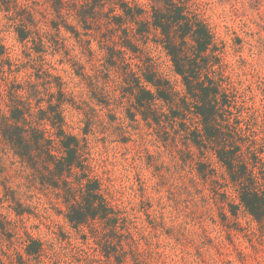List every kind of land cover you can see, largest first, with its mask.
<instances>
[{
	"label": "trees",
	"instance_id": "trees-1",
	"mask_svg": "<svg viewBox=\"0 0 264 264\" xmlns=\"http://www.w3.org/2000/svg\"><path fill=\"white\" fill-rule=\"evenodd\" d=\"M208 6L201 0H149V9L136 0H0L6 104L0 108V264L3 256L11 263L17 257V264L58 256L55 243L33 237L23 222L35 215L21 199L33 189L50 193L56 213L100 250L97 259L76 248L91 264H151L150 231L138 214L154 229L159 223L147 209L146 182L136 177L138 189L132 182L139 205L115 204L122 192L110 177L105 183L92 153L90 138L106 124L104 109L118 142H130L118 125L125 108L131 127L143 123L181 171L211 183L223 220L247 213L256 227L235 228L252 248L264 247V37L252 26L264 31V25L244 20L248 37L235 31L229 46L205 17ZM249 7L258 10L259 2L249 0ZM11 31L14 44L6 40ZM152 46L166 55L177 80L161 70ZM65 66L79 79L73 88L59 69ZM253 84L262 91L259 102ZM69 110L83 116L80 133ZM215 164L224 183L216 180Z\"/></svg>",
	"mask_w": 264,
	"mask_h": 264
},
{
	"label": "rangeland",
	"instance_id": "rangeland-1",
	"mask_svg": "<svg viewBox=\"0 0 264 264\" xmlns=\"http://www.w3.org/2000/svg\"><path fill=\"white\" fill-rule=\"evenodd\" d=\"M136 1L149 9V0ZM201 1L209 3L205 17L229 46L233 43L235 31L244 38L248 37L242 30L244 20L254 19L264 25V0H257L259 7L255 11L250 9L249 0ZM252 26L257 31L261 30L264 37V31L259 29L257 24ZM14 37L13 31L8 32L7 42L14 44ZM152 49L153 55L161 64V70L173 80H177L166 55L154 46ZM227 50L228 60L234 61L235 52L230 47ZM245 54L248 55L247 50ZM59 69L67 71H61V74L69 83V88H73L79 82L69 66ZM248 79L256 82L250 75ZM253 89L258 94L256 101L259 102L262 91L256 84H253ZM0 108L6 110L5 101L1 97ZM109 115L106 109L100 111V116L106 124L97 127L96 135L90 138L92 153L103 166L99 173L104 177L105 183H108L107 178L110 177L113 184L122 192L112 200L115 204L123 207L130 206V203L139 205L141 194L135 198V192L131 189L132 182L137 189L139 185L136 177L139 176L146 182L145 195L152 206L151 208L147 206V209L159 223L157 229H154L147 222L144 213L138 214L139 222L145 220L150 231L146 234L151 238L150 248L153 251L149 256L151 264H264V247L257 245L258 249L252 248L244 233L235 228L256 227V223L247 213L241 211L238 220L228 213L230 221L223 220L220 202L216 201L210 182L204 183L196 172L193 174L181 171L171 151L167 150L143 123L137 129L131 127L130 121L126 119L125 108L118 111L117 115L121 119L118 125L127 129L130 142L127 144L118 142L121 138L119 132L111 128ZM67 117L74 132L80 133L84 127L80 122L83 116L78 111L69 110ZM105 138L108 141H105ZM215 168L218 170L216 180L224 183L219 165L215 164ZM103 171H106V174ZM192 179H196L198 184L196 185ZM23 193L22 201L35 213L24 218L27 231L37 239L55 243L58 250V256L52 259L44 257L41 264H91L86 256L76 249L80 246L93 258L101 257L100 250L92 241L84 243L81 235L70 226L64 216L56 213L51 204L53 197L50 193L39 189ZM2 212L9 213L7 209H3ZM11 216L17 219L15 215ZM237 222L240 226H237ZM149 233L152 235L149 236ZM21 235L24 236L23 231ZM16 259L17 257L15 263H11L3 256L5 264H17ZM32 262L38 264L36 261Z\"/></svg>",
	"mask_w": 264,
	"mask_h": 264
}]
</instances>
